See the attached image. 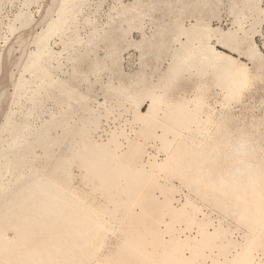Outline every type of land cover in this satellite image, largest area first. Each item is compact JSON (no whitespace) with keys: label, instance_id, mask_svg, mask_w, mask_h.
Wrapping results in <instances>:
<instances>
[{"label":"bare ground","instance_id":"bare-ground-1","mask_svg":"<svg viewBox=\"0 0 264 264\" xmlns=\"http://www.w3.org/2000/svg\"><path fill=\"white\" fill-rule=\"evenodd\" d=\"M219 1L202 0L201 7L194 3L196 9L187 16L185 5L179 13L168 14L153 40L157 48L169 52L165 72L156 81L139 78L133 88H116L130 104L126 111L132 115L127 119L131 133L123 126L95 140L101 114L88 103L80 106L89 117L76 133L67 117L69 105L59 119L37 132L30 131L28 123L10 126L11 114L7 115L1 132H12V137L0 149V264H88L116 230L121 242L110 249L114 258L104 261L105 256L95 264H132L137 259L141 264H264V148L259 139L245 130L235 136L232 118L216 117L201 88L192 99L172 100L168 95L173 83L190 73L205 85L213 80L228 106L264 72L263 53L250 34L258 32L263 20L259 1L244 0L239 9L233 3L234 27L228 30L203 15V8L211 10ZM80 2L61 0L58 16L37 38V50L29 56L25 72L49 66L55 53L49 38L67 32ZM245 10L251 17L249 30L244 28ZM136 11L129 17L127 12L121 14L128 31L134 21L145 18ZM70 40L78 41V36ZM23 73L16 84L18 94L24 86ZM44 84L38 83L35 90L46 88ZM58 88L62 93L77 90L62 79ZM57 125L63 126L62 132L52 134ZM75 134L80 136V147L57 157L60 139ZM149 140L164 158L146 155L142 141ZM37 147L44 151L36 165ZM77 161L84 170L83 180L106 193L97 208L84 205L74 194L65 167ZM177 179L198 200L234 215L246 228L243 242L228 237L223 224L204 212L202 218L198 202L189 194L176 207L172 181ZM135 208L142 217L155 212L145 237L137 229L123 228L127 217L138 214ZM254 250H259L258 257Z\"/></svg>","mask_w":264,"mask_h":264},{"label":"rangeland","instance_id":"rangeland-1","mask_svg":"<svg viewBox=\"0 0 264 264\" xmlns=\"http://www.w3.org/2000/svg\"><path fill=\"white\" fill-rule=\"evenodd\" d=\"M243 1L220 0L211 10L208 7L203 8V15L211 19L215 26L228 30L234 27L232 4H237L236 9H239ZM258 1L264 11V0ZM197 2L201 7L202 0H81L78 11L69 20L70 27L67 32L49 38V43L55 52L49 66L37 72H25L24 66L28 63L29 56L37 50L36 40L42 35L47 23L57 18L61 0H0V149L12 137V132H1L8 114H11L10 126L28 123L29 130L37 132L45 125L59 119L63 108L69 105L71 107L67 117L70 123L72 122V130L76 133L79 132L81 122L89 117V113L83 112L80 107L83 103L98 108L101 114L100 126L93 132L95 140L105 139L108 132L123 126L131 133L127 119L132 118V115L131 112L126 111L130 104L116 91V88L123 86L133 88L139 78L148 82L156 81L161 77L167 68L169 52L165 47L159 49L154 45L155 31L165 18L167 19L168 14L179 13L185 5L187 7L183 13L187 16L196 9L194 3ZM137 9L142 11L145 18L134 21V28L128 31L126 30L128 23L121 14L127 12L126 16L129 17L134 15ZM20 14H23L22 18L17 19ZM247 15L249 13L245 10L246 18L243 23L244 28L249 30L251 17ZM240 17L242 18V15ZM262 19L257 27L258 32L251 30L250 34H253L264 56V14ZM75 36H78L80 42L70 40ZM65 41H68L67 45L64 44ZM22 73L25 78L24 86L18 94L16 84ZM35 76H38L36 82ZM61 79L68 81L77 90L62 93L58 88ZM42 81L45 82L46 88L36 91L38 83ZM200 88L205 91L206 100L214 107L216 117L232 118L230 125L234 129L235 136L243 130L249 131L259 139L260 145L264 148V72L251 82L238 100L232 101L228 106H225L226 100L222 88L215 86L213 80L205 85L190 73H185L174 82L168 95L172 100L184 97L192 99L200 94ZM107 108L109 115L105 116ZM62 130L63 126L57 125L51 132L58 134ZM132 136L138 137L137 134ZM149 141H142L147 150L146 155L157 154L160 159L164 158V154L158 153L152 140ZM59 142L57 157L69 155L73 152L72 149L81 145L80 136L77 134L71 138H62ZM43 151L42 147L36 148L34 161L36 165L41 163ZM146 155L145 158H148ZM65 171L71 175L72 186L76 188L74 194L80 195L84 205L97 208L105 202L104 190L94 188L92 184L83 180L84 170L79 167L78 161L67 165ZM160 182L168 183L165 178H160ZM172 183L176 198L173 204L176 207H180L189 194L195 202H198L201 210L198 214L202 218L204 212L212 221L223 224L228 237L243 242L246 228L235 219L234 215L224 214L212 203L198 200L195 194L178 179L173 180ZM135 210L139 212V209L137 211L135 208ZM154 214L155 212H151V215L142 217L138 213L127 217L123 222V228L137 229L138 234L145 237L148 224ZM120 233V230H116L115 234L107 235L105 247L99 249L88 264L103 261L105 256L107 258L104 261L114 258L110 249L117 247L121 242ZM8 234H11V230H8ZM144 242L145 239L140 244ZM253 253L255 257L260 255L259 250H254ZM140 262L137 259L133 260L132 264H141Z\"/></svg>","mask_w":264,"mask_h":264}]
</instances>
